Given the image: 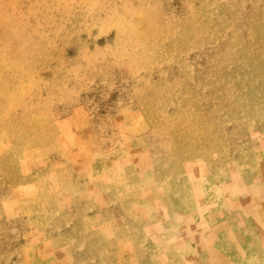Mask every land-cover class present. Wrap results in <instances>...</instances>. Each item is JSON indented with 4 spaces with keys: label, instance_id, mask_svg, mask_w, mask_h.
<instances>
[{
    "label": "rangeland",
    "instance_id": "rangeland-1",
    "mask_svg": "<svg viewBox=\"0 0 264 264\" xmlns=\"http://www.w3.org/2000/svg\"><path fill=\"white\" fill-rule=\"evenodd\" d=\"M0 264H264V0H0Z\"/></svg>",
    "mask_w": 264,
    "mask_h": 264
}]
</instances>
